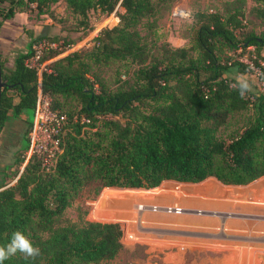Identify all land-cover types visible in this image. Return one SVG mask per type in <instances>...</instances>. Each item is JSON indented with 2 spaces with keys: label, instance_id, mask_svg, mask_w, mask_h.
I'll use <instances>...</instances> for the list:
<instances>
[{
  "label": "trees",
  "instance_id": "16d2710c",
  "mask_svg": "<svg viewBox=\"0 0 264 264\" xmlns=\"http://www.w3.org/2000/svg\"><path fill=\"white\" fill-rule=\"evenodd\" d=\"M77 18L82 37L90 32L87 14L105 17L117 6V23L101 29L90 47L53 60L73 42L61 37H31L30 45L6 66L0 55V132L9 121L21 119L24 141L15 155L8 180L0 185V245L21 231L41 255L34 261L20 253L4 264H100L125 247L118 224L85 222L61 224L65 210L89 184L98 189L150 192L160 184H199L213 179L222 186H247L264 176V88L245 98L229 85L227 74H245L248 64L237 60L248 48L257 64L264 61V30L245 32L243 13L198 12L191 18L187 46H161L155 54L141 43L140 21L155 9L176 0H0V23L16 13L32 11L50 16L58 2ZM255 18L264 26V0H252ZM238 37H237V36ZM41 39L58 44L43 53L39 85L34 70L25 66L31 46ZM62 40V41H61ZM235 55V53H237ZM251 59V60H249ZM51 61V62H50ZM120 64L135 66L132 81L107 85L100 70ZM49 100V109L65 118L58 136L52 168L27 149L28 116L36 92ZM85 122H84V121Z\"/></svg>",
  "mask_w": 264,
  "mask_h": 264
},
{
  "label": "rangeland",
  "instance_id": "374dc122",
  "mask_svg": "<svg viewBox=\"0 0 264 264\" xmlns=\"http://www.w3.org/2000/svg\"><path fill=\"white\" fill-rule=\"evenodd\" d=\"M30 8L32 11L16 13L19 17H17L14 24L12 23L20 33L18 36L20 47L26 50L30 45V40H27V37H29V32L31 33L32 31L33 25L40 28L39 32L36 33L37 37L48 38L58 36L61 37V39L73 42L72 46H74V49L78 50L83 45L84 47H90L92 39L101 29L110 28L117 23V18L109 19V16L105 17L99 11L91 10L87 14L88 26L91 28L90 32L85 37L81 38L82 31H74L78 29L77 18L73 17L65 10L62 1L50 7L51 15L49 17L43 16L39 18L35 14L33 5H31ZM256 8L258 7L252 0H176L172 3L158 6L150 16L140 21V24L137 26V31L141 37V43L149 49V53L152 55L155 54L157 49L161 48V46L170 49L187 46L192 26L191 18L188 20H181L173 17L172 12L175 9L186 11L190 17L203 11L226 13L239 9L243 13L245 32L259 34L263 32L264 26L255 18ZM119 13L120 11L115 12V14ZM26 16L27 20L30 22L28 25L24 23ZM10 22H12V19L6 21L4 24ZM2 25L3 23L1 22L0 31ZM71 52L72 51H63L62 54L58 55L53 60L62 58L64 55ZM252 52L253 49H249V51H245L241 56L236 55L238 52L235 53L239 62L248 64V72L245 74L230 72L227 76L237 80L239 76L244 75L251 85V90L260 91L261 80L258 79V73H260L263 83L264 73L262 74L259 72L257 68L248 61L247 58H249L248 56L250 55L251 59H254ZM260 56L264 58V48L261 49ZM256 62L264 70V61L256 58ZM45 63L47 64L49 62ZM135 68V66L125 68V66L120 64L112 65L100 70L99 78L107 85H115V78L119 76L120 81H123V85H125L124 83H130L132 81L131 72ZM28 120L32 121V114L28 116ZM24 129V121L17 119L9 121L0 132V185L7 181H9L8 185H11L15 181V178L8 180V177H11L13 171L11 164L13 163L15 155L18 154L24 146V141L20 139ZM261 185H264V181L248 187L222 186L213 179H207L199 184H177L175 188L170 191L163 190V186H161L150 192L140 193L120 189H98L97 185L89 184L65 210L61 224L69 223L75 226H81L85 222L113 223L119 225L122 234L125 232L127 234L131 233L136 235L138 241L133 245L124 243V238H120V242H123L125 247L120 250L114 259L100 264H175L174 259L178 264H264V252L259 254L248 247V241L253 242V240L241 239L244 242L231 241L229 239L236 240V238L232 235L234 231L230 230L228 234L231 235L226 236L229 242L212 241L218 242V244H214L215 246H207L202 248V251L198 252H188V250H186L185 253L182 254V257L175 256L172 252L176 247L167 239L169 237L168 229L173 225L170 219L177 217L144 213L140 217L141 221L135 222L133 211V206L136 203H152L151 200L156 202L157 200L154 199L164 194H167L165 197L166 201L157 202L162 204L167 203L169 194L174 197H188L186 195L188 194L189 196L192 195L193 198H204L206 203L213 206L208 209L204 207L207 210L234 213L235 218L229 220L230 226L231 224L254 223V219H257L255 215H264V207H256L245 202L244 200L247 196L241 193L243 191L247 193L248 190L250 191L252 188ZM261 196L256 199H259L258 201H264ZM192 197L190 196L189 198ZM208 204L207 206H209ZM184 218L193 224L202 223L210 228V230H213L215 226L214 219H199L192 216ZM260 241L264 243V239ZM194 244L195 242H192L185 246L188 247ZM222 244H225V246L234 244L237 245V248L222 247ZM194 246L198 248L197 245Z\"/></svg>",
  "mask_w": 264,
  "mask_h": 264
},
{
  "label": "built area",
  "instance_id": "2783aa9c",
  "mask_svg": "<svg viewBox=\"0 0 264 264\" xmlns=\"http://www.w3.org/2000/svg\"><path fill=\"white\" fill-rule=\"evenodd\" d=\"M116 11H120L117 6L109 15V19H116ZM172 16L181 20H188L190 18L189 14L182 9L173 10ZM82 47H84V45ZM57 49V43L48 41L46 39H41L31 46L32 56L28 58L24 64L27 68L35 71L38 85L40 81V74L43 71L45 65V63H40L42 54L52 52ZM249 49L250 48H248V50ZM75 50L76 49H74V46L71 45L69 47H66L64 52H73ZM258 79L261 80V91L264 88V83L262 82L260 73H258ZM65 124L66 122L64 116L56 114L49 109V100L46 96L42 95L38 87L36 92L32 122L27 133L28 145L26 151L23 153V164L20 168V171L31 156H36L40 159L41 168L44 171H48L52 168L53 162L58 153V136L63 130ZM260 203L262 204V202ZM133 211L135 222H140V217L144 213L156 215L160 214L177 218L192 216L199 219H214L215 226L213 227V230L216 234L215 236L219 239H224L226 238V236H228V232L230 230V227L228 226L230 223L229 220H233L235 218L234 213L231 212H220L216 210H207L204 208H189L180 204L136 203L133 206ZM255 218L264 220V217L259 215L255 216ZM121 238H124V243H129L130 245H133L136 243V241H138L136 235L131 233L127 234L124 232ZM121 243L124 244L123 242Z\"/></svg>",
  "mask_w": 264,
  "mask_h": 264
},
{
  "label": "crops",
  "instance_id": "0c3cea01",
  "mask_svg": "<svg viewBox=\"0 0 264 264\" xmlns=\"http://www.w3.org/2000/svg\"><path fill=\"white\" fill-rule=\"evenodd\" d=\"M17 17H19V15L15 14L14 17L12 18V22L6 23V24H4L5 23L4 22L3 25L1 26V31H0V55L6 59L7 61L6 65L8 67L11 66L12 60L15 56H17L19 53H23L26 50L20 47L19 42H18L19 40L18 36L20 33L18 32L17 28L14 27L13 25ZM42 17L43 16H40L39 18H42ZM24 23L27 25L28 23H30L27 20V16L24 19ZM39 29H40L39 27H36L35 25H33L32 31L31 33L29 32V35H28L29 37H27V40H30V36L37 37L36 33L39 32ZM263 181H264V176L252 182L251 184L247 186H242V187H248L251 185L258 184L259 182H263ZM177 184L178 183H175V182L165 181L161 183L159 187L163 186V190L170 191L173 188H175V185ZM248 191L247 193L244 191L241 193L247 196L245 197L244 201L252 204L253 206L263 208L264 201H258L259 199H256V198H259L262 195L261 197L264 199V192H263L264 185L254 187L249 192ZM186 195L188 197H174L173 195L169 194L167 198L168 202L163 203V204H180L185 207L189 206V208L206 207L208 209V208L213 207L209 205L208 203H206L204 198L203 199L193 198L192 195H190L192 198H189L190 196L188 194ZM166 196L167 194H164L162 196L157 197L154 200L166 201V198H165ZM157 201L153 202L151 200L152 203L162 204ZM260 202H262V204ZM207 204L209 206H207ZM255 216H258V215H255ZM170 221H171V224L173 225L168 229L169 237L167 240L171 241L174 247H176L175 250L172 252V254H174L175 256L182 257V254L185 253L186 250H188V252H192V251L198 252V251H202L203 250L202 248H205L207 246H212V245L215 246L220 241L222 242L228 241L225 238L219 239L218 237H216L214 230H210V228H208L206 225H203L202 223L193 224L184 217L183 218L182 217L181 218H171ZM254 221H255L254 223L235 224V225L231 224V226L229 224L228 226L230 227V231H234V234L232 235H234L233 237L236 238V240L235 239H229V240L236 241V242L238 241L240 242L242 240H253V242L248 241L249 242L248 247L260 254L264 252V243L260 241L264 239V224H263L264 220L254 219ZM228 235H231V234H228ZM212 241H218V242H212ZM192 242H195L194 245H197L198 248H195L196 246L194 245H191L188 247L185 246L186 244H190ZM222 245H223L222 247L237 248V245H234V244H231L232 246L231 245L225 246V244H222ZM174 262L175 264H178L175 261V259H174Z\"/></svg>",
  "mask_w": 264,
  "mask_h": 264
},
{
  "label": "clouds",
  "instance_id": "9594fccd",
  "mask_svg": "<svg viewBox=\"0 0 264 264\" xmlns=\"http://www.w3.org/2000/svg\"><path fill=\"white\" fill-rule=\"evenodd\" d=\"M229 86L237 90L242 99L251 91V85L244 75L239 76L235 83ZM17 253H20L25 260L34 261L41 255V250L39 247L34 246L32 241L23 232L17 230L11 234L9 242L6 245H0V264H4L6 260Z\"/></svg>",
  "mask_w": 264,
  "mask_h": 264
},
{
  "label": "water",
  "instance_id": "95a60500",
  "mask_svg": "<svg viewBox=\"0 0 264 264\" xmlns=\"http://www.w3.org/2000/svg\"><path fill=\"white\" fill-rule=\"evenodd\" d=\"M2 85H3V84L1 83V77H0V90H1V88H2Z\"/></svg>",
  "mask_w": 264,
  "mask_h": 264
}]
</instances>
